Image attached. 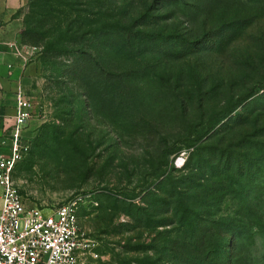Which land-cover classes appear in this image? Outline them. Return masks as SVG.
Segmentation results:
<instances>
[{
  "label": "rangeland",
  "instance_id": "1",
  "mask_svg": "<svg viewBox=\"0 0 264 264\" xmlns=\"http://www.w3.org/2000/svg\"><path fill=\"white\" fill-rule=\"evenodd\" d=\"M233 1L229 6L253 16H228L221 27L163 0H21V40L34 48L42 75L31 99L37 122L14 178L25 205L46 214L82 199L78 214L95 246L92 264H194L201 255L205 264H264V230L222 233L220 241L211 232L243 218L239 199L204 192L215 181L210 175L179 213L164 197L172 189L164 180L185 175L190 153L211 146L224 122L264 94L224 119L264 76V0ZM133 23L147 43L162 33L188 44L161 45L160 58L147 49L137 56L116 35ZM83 54L120 76L125 91L115 93L113 82L107 92L91 91L86 78L94 84L98 75L87 66L71 71L84 58L90 65Z\"/></svg>",
  "mask_w": 264,
  "mask_h": 264
},
{
  "label": "trees",
  "instance_id": "2",
  "mask_svg": "<svg viewBox=\"0 0 264 264\" xmlns=\"http://www.w3.org/2000/svg\"><path fill=\"white\" fill-rule=\"evenodd\" d=\"M163 1L169 2V5L181 7L182 11H180V14L184 16H187V12L191 9L196 10L197 13L204 16L206 21L209 18H216L221 27H223L224 21L228 16L232 17L235 21L238 19L246 21L250 19V16H253V13L242 12L235 7L233 8V6H229L233 5V0H192L193 3L186 2L187 0ZM215 12L216 14H214ZM143 20V16L136 20L138 27L143 26V24H139ZM134 28L135 23L123 26L116 35L119 41H121L123 50L130 53L135 52L137 56L146 55L145 50L147 49L148 53L160 58L161 56L163 57V52L159 54L157 51H159L161 45L172 44L174 47L184 50L188 44L183 38L170 39L169 35H162V33L157 34L155 39L147 43L149 40L144 38L146 35L141 34L140 31L136 32ZM77 41L78 39L74 41L69 40L67 43L74 42L77 44ZM175 42L180 43V45H175ZM148 49H152L153 51H149ZM82 56L90 58V65H87V59L84 58L85 62L82 65H75L71 71L75 74L77 70H83L84 73V66L90 67V73H94L99 77L94 84L91 83L88 77L86 78L91 91L107 92L108 86L112 82L116 84L115 93H123L125 91V86L120 85L122 82L120 76L103 70L94 57H92V54H83ZM185 57L186 55L180 56L179 59ZM87 87L88 85H86ZM260 92H264V76L256 81L247 93L238 98L236 104L226 113L224 119H227L243 103L254 98ZM209 141L212 142L211 146H200L190 153L184 168L181 169V171L186 172L185 175L175 180H173L174 178L171 179V177L170 179L167 177L164 180L168 181L169 187H172L171 190L164 194V197L167 200L171 199L172 202L174 201L176 208L179 207V213L188 206L189 201L198 197L196 193L205 187L203 180L210 175L215 181L211 185V188L204 190V192L209 194V192L213 191L219 195V199L221 198V200L227 196H233L235 199L240 200L242 207L240 209V217L243 218V221H240L239 224H236L235 222L237 221H235L229 223V226L225 225L223 229L213 228L211 230L214 236L218 237L217 240L220 241L222 233L228 236L236 234L244 235L249 234L251 228L258 229L259 232L263 231L264 209L262 205L264 202L261 201L264 200V191H262L263 194H260L257 190L264 187V94L252 99L241 111L231 116L223 123L221 130L209 138ZM168 155L170 156L172 153H164L163 158L167 159ZM234 188L238 190L235 191ZM253 194L256 197H253ZM213 199L216 201L217 198L214 197ZM167 200H165L166 203ZM208 235L209 232H205V237H208ZM211 237L213 238V236ZM207 258L201 255L195 258L193 263L205 264Z\"/></svg>",
  "mask_w": 264,
  "mask_h": 264
},
{
  "label": "built area",
  "instance_id": "3",
  "mask_svg": "<svg viewBox=\"0 0 264 264\" xmlns=\"http://www.w3.org/2000/svg\"><path fill=\"white\" fill-rule=\"evenodd\" d=\"M33 103L18 105L10 154L0 152V264H86L94 244L80 227L77 197L57 208L27 207L15 181V172L27 147L22 128L32 119Z\"/></svg>",
  "mask_w": 264,
  "mask_h": 264
},
{
  "label": "crops",
  "instance_id": "4",
  "mask_svg": "<svg viewBox=\"0 0 264 264\" xmlns=\"http://www.w3.org/2000/svg\"><path fill=\"white\" fill-rule=\"evenodd\" d=\"M20 4L21 0H0V152L4 154L11 153L19 102H32L42 75L40 63L33 59L34 48L21 40ZM36 122L32 118L22 128L23 141ZM85 263L92 264V258L88 257Z\"/></svg>",
  "mask_w": 264,
  "mask_h": 264
}]
</instances>
